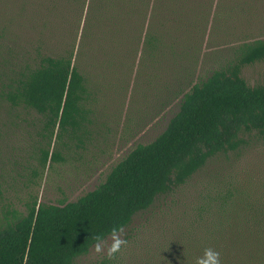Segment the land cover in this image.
<instances>
[{
  "label": "rangeland",
  "instance_id": "obj_1",
  "mask_svg": "<svg viewBox=\"0 0 264 264\" xmlns=\"http://www.w3.org/2000/svg\"><path fill=\"white\" fill-rule=\"evenodd\" d=\"M180 42L166 41L164 54L145 47L135 27L116 31L85 26L86 9L64 6L57 15L24 11L0 30V85L13 65L40 53L73 50L75 64L88 81L90 108L80 131L67 132L53 145L62 160L43 166L49 133L35 110L10 111L0 100V222L14 209L24 212L34 196L60 202L76 200L97 187L138 143L154 140L179 110L183 92L214 69L228 66L244 42L264 38V0H192ZM3 19L0 17V22ZM140 39V40H139ZM176 44V59L169 45ZM250 85L264 84V61L246 64ZM238 149L210 158L190 179L160 195L134 215L121 237L128 242L109 255L112 235L94 244L75 264H166L186 253L222 222V196L232 203L264 209V133L241 134ZM53 149V147H52ZM51 149V150H52Z\"/></svg>",
  "mask_w": 264,
  "mask_h": 264
},
{
  "label": "trees",
  "instance_id": "obj_2",
  "mask_svg": "<svg viewBox=\"0 0 264 264\" xmlns=\"http://www.w3.org/2000/svg\"><path fill=\"white\" fill-rule=\"evenodd\" d=\"M192 0H0V30L7 37L10 23L24 11L57 15L64 6L85 8V26L104 31L135 27L145 47L164 54L167 38L175 43L186 31ZM184 30V31H183ZM139 39V40H140ZM176 59V44L169 45ZM73 50L40 53L31 62L13 65L1 79L0 100L7 108L35 110L49 133L43 166L62 160L59 141L80 131L90 111L88 81L75 64ZM264 61V38L244 42L238 58L214 69L183 92L179 110L151 142L138 143L104 181L76 200L48 202L32 197L24 212L14 209L0 222V264H75L113 229L128 226L134 215L156 198L184 184L217 154L238 149L241 134L264 133V84L250 85L242 75L246 64ZM53 147V149H52ZM52 149V150H51ZM223 195L222 222L200 240L190 239L186 253L173 263L197 264L206 248L220 253L221 264H264V209L232 203Z\"/></svg>",
  "mask_w": 264,
  "mask_h": 264
},
{
  "label": "clouds",
  "instance_id": "obj_3",
  "mask_svg": "<svg viewBox=\"0 0 264 264\" xmlns=\"http://www.w3.org/2000/svg\"><path fill=\"white\" fill-rule=\"evenodd\" d=\"M122 231H123L122 229L112 230L113 242L108 249L109 255L117 252L121 248L122 245L127 244L128 241L121 237ZM96 240L98 241L96 243V250L100 251L101 244L99 243L100 241L99 235L96 236ZM197 264H221L219 251L213 248H206L204 250L203 256L197 258Z\"/></svg>",
  "mask_w": 264,
  "mask_h": 264
}]
</instances>
